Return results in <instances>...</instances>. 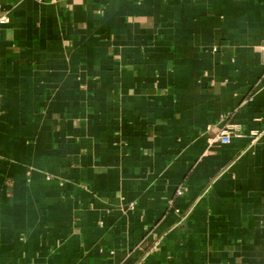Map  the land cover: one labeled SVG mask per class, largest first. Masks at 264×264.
<instances>
[{
	"label": "crops",
	"instance_id": "1",
	"mask_svg": "<svg viewBox=\"0 0 264 264\" xmlns=\"http://www.w3.org/2000/svg\"><path fill=\"white\" fill-rule=\"evenodd\" d=\"M0 264H264V0H0Z\"/></svg>",
	"mask_w": 264,
	"mask_h": 264
},
{
	"label": "built area",
	"instance_id": "2",
	"mask_svg": "<svg viewBox=\"0 0 264 264\" xmlns=\"http://www.w3.org/2000/svg\"><path fill=\"white\" fill-rule=\"evenodd\" d=\"M221 120H223V117L221 118ZM213 141L219 142L223 145H227L231 141V133L228 131H222L217 135V137ZM177 195H181V191H177Z\"/></svg>",
	"mask_w": 264,
	"mask_h": 264
}]
</instances>
